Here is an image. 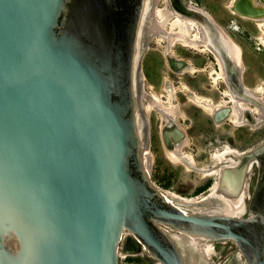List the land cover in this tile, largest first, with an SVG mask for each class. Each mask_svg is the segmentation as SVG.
<instances>
[{
  "label": "water",
  "instance_id": "95a60500",
  "mask_svg": "<svg viewBox=\"0 0 264 264\" xmlns=\"http://www.w3.org/2000/svg\"><path fill=\"white\" fill-rule=\"evenodd\" d=\"M148 10L0 0V264H120L123 239L188 264L176 233L233 241L243 264H264V142L227 155L235 163L201 200L212 211H184L151 178L139 98ZM236 10L257 12L249 0Z\"/></svg>",
  "mask_w": 264,
  "mask_h": 264
},
{
  "label": "rangeland",
  "instance_id": "374dc122",
  "mask_svg": "<svg viewBox=\"0 0 264 264\" xmlns=\"http://www.w3.org/2000/svg\"><path fill=\"white\" fill-rule=\"evenodd\" d=\"M191 1L195 6L208 11L223 27L225 32L241 46L243 50L241 59L243 60L244 68L240 75L242 82L253 93L251 96H254L253 98L246 97V104L254 109L256 107L259 108V112L252 113L254 121L239 125L226 119L218 123L213 120L207 111L193 104L194 102L191 103V100L189 101L184 93L180 91V87L183 84H193L198 93L209 94L219 99L220 91L217 87L225 91L229 89L228 82L221 80L215 84L210 81L205 71L183 75L174 73L168 66L163 54L166 44L159 41V37L153 38L148 43L146 65L144 67L147 78L144 81L145 83L143 82L142 89L145 92H150V87H152L154 92L161 95L166 93L164 90L165 77H169L174 81L182 110L187 115L181 121L186 135L189 137V142L183 147V151L187 155L193 156L198 168L212 169L218 164L217 159L214 157L216 152L223 151L227 147L242 152L255 148L264 142V92H256L259 86L264 87V44L259 39L263 32L258 20L244 18L231 11L229 5L232 0H183L186 4ZM165 5V0H157V7L163 8ZM172 48L180 55L193 58L199 67L210 68V65L215 67L214 62L208 60L207 54L204 52H198L193 49L190 56L189 50L181 44L172 46ZM155 58L159 61L156 67L155 65L153 66ZM142 63L143 61H141V65H143ZM142 67L140 78L141 71L143 73ZM235 93L237 95L236 91ZM142 102L144 103L145 101L142 100ZM142 114H145L143 109ZM150 116L151 125L150 128H146L145 148L150 152L149 169L153 182L162 191H166L177 198L194 199L190 203L176 199V202L182 207L192 211H206L207 207L201 200L208 196L211 190L210 187L214 184L218 175L206 176L198 168L188 169L184 164L172 162L165 151V142L160 127L162 124L160 115L157 111H153ZM256 177L257 169L253 172L250 180L251 190ZM124 243L125 241L121 244V251H123ZM126 245L129 252L126 255H121L120 264H160L147 249L136 252L137 250L134 249L129 250L128 245L130 243L128 241ZM214 248L216 253L211 255L210 263H208V259L203 254L202 247L197 248L198 257L201 258L204 264H243L245 262L240 254L238 245L233 241L214 242Z\"/></svg>",
  "mask_w": 264,
  "mask_h": 264
},
{
  "label": "bare ground",
  "instance_id": "6f19581e",
  "mask_svg": "<svg viewBox=\"0 0 264 264\" xmlns=\"http://www.w3.org/2000/svg\"><path fill=\"white\" fill-rule=\"evenodd\" d=\"M238 2H239V0H232L231 1L230 5H229L231 8V11L235 12L236 14H239L240 16H242L244 18H250V19L258 20L261 31L263 32V34L259 37V39L261 40L262 44H264V0H249L250 4L257 10V12L249 13V14L248 13H239L236 10V5L238 4ZM156 3H157V0H150V10H148L146 21H145V32H146V34H149V35H151V34L152 35L153 34L158 35L159 33H162L161 38L159 35V38H160L159 41L160 40H162V41L167 40V42H169V44L167 43L168 44V50L166 51L167 55L169 54L168 51L172 48L171 46H174L177 43H181L187 47L192 46L193 48H196V49L210 48L212 50V47L210 46V44L207 43V42H210L214 45L215 49L218 48L219 51H221L220 49L224 44L227 48V51H229V53L231 54L235 63L239 65V67H240L239 70L244 68L243 63H242V59H241L242 58V49H241L240 45L238 43H236L225 31H222L220 33L217 30H212L211 29L212 19L210 18V14H208L204 9L195 6L194 3H192V4L189 3L187 6L181 5L179 0H165L166 5L163 8L157 7ZM182 4H184V3H182ZM201 25H202V28H201ZM196 26H198V30H200V31L202 30V31L201 32L198 31L196 29ZM218 26H220V25H218ZM165 27L168 29L167 32L166 31L162 32V29H164ZM143 36H145V35H143ZM206 40H207V42H206ZM202 43H206V44H203V47H202ZM167 61H169V60H167ZM172 63H173V61L170 62L171 66H172ZM219 63H220L221 69L220 70H213L212 69V72H210L212 77H213L214 83L217 82L218 79L224 78L226 76L225 70H224L223 65H222V61L220 59V56H219ZM194 66H190L188 64L187 67H185V68L183 67V69H181V70L190 69L193 72L195 70ZM188 86H189L188 84H183L180 87V90H183L186 93H188L189 99L192 102L201 106L202 108H204L207 112H209L211 114H214L216 112V110L218 111V108H220L223 104L224 105L227 104V102H228V99H226V97H225V99L222 102L215 104V102H213L211 100V98L209 99V98L205 97V95L202 96L199 93L198 94L194 93V91L190 90L192 88H189ZM164 90L166 91L165 97H164V94L160 95V94H157L156 92H154V90H152V92L150 91L151 92L150 94H152V97H150V99L148 98L149 103H147V104L143 103V108L144 107L146 108V111L148 114H150L151 111L154 109L159 111V113L161 114V118L164 119V123H163V125H161L162 129H164V126L166 123H171V122L178 124L176 126L179 128L180 127V125L178 123L179 117L180 116L185 117V113L182 112V110L179 107V104H177L174 101V99L176 98L177 88L171 82V80H169V78H167V80H166ZM258 90L256 92L262 93V92H264V87L259 86ZM225 94H229L230 99L235 104L236 100L234 98V95L228 91H225ZM250 94H253V93L251 92ZM144 97H145V95H144ZM164 98H165V100H164ZM240 104H241V108L240 107L238 108V106H240ZM245 105L246 104L243 102V99H240V101H237L236 104L233 105V107H232L233 109L231 108L232 112L230 114H228L230 116L229 119H231L234 123L239 124V125L246 123L245 118H243L242 112L245 113V110H247L249 106L247 107ZM242 109L244 111H242ZM254 111L259 112V108L256 107L254 109ZM146 118H147V116H146ZM144 122L143 121H142V123L140 122L141 129L144 128V125H145ZM180 130H181V127H180V129H177V131L172 130L173 132L170 135H166L163 132V135L164 136L166 135L164 137V142H165V147H166L165 151H166L168 157L172 160V162L184 164L185 166H187L188 169L198 168L197 167L198 164L195 162L193 156H189L183 151V147L189 142V137L186 135V132H184L182 130V132L184 133V136H183L182 135L183 133L181 134L179 132ZM149 132H150V130H149ZM142 136H144V132H142ZM145 150H146V148H145ZM229 154H236L237 155V154H242V152L238 151L237 149L227 147L225 150L218 151L214 154V157L218 161V164L216 166H214V168H212V169L205 168V167L204 168H198L199 171L203 172V174L206 176L207 175H213V174L218 175V178L215 180L213 186L211 187L210 192L214 191L217 188V185L219 183V178H220L221 172L223 170V165L225 163L224 160L227 159L228 162H232L233 164L235 163L232 158H230V159L227 158V155H229ZM149 155H150V152L147 149L145 151V161H146L147 168L150 172V169H149L150 157H149ZM163 192L165 193V195L168 197V199L171 202H173L174 204H176L177 206H179L180 208H182L186 212L188 211V209L179 205L178 202H176V199H179V200H181L183 202H187V203H190L194 200V199H190V198H186V197L177 198L176 196H174V195H172L166 191H163ZM201 206H199V207H201ZM207 209H211V207L207 206ZM210 211H212V209ZM174 236L178 240L182 249L184 250L186 257H187V260H188V264H204L202 262L201 258L198 257V254H197V248L198 247H202V251L204 252L203 254H205L206 258L208 259V263L211 262V255L213 253H216V250L214 248V242H211V241L205 240V239H197L194 237L185 236V235L179 234V233L174 234ZM123 242H124V239H123ZM126 242H127V240H125L122 255H126V253L129 252L127 250ZM232 260H234V259H232Z\"/></svg>",
  "mask_w": 264,
  "mask_h": 264
},
{
  "label": "flooded vegetation",
  "instance_id": "af4514ba",
  "mask_svg": "<svg viewBox=\"0 0 264 264\" xmlns=\"http://www.w3.org/2000/svg\"><path fill=\"white\" fill-rule=\"evenodd\" d=\"M179 2H180V4L181 5H184V6H187L188 5V3L186 4V3H184L183 2V0H179ZM182 3H184V4H182ZM191 4L193 3L192 1L190 2ZM208 14H210L208 11H206ZM210 18L212 19V24H211V29L212 30H217V31H219L220 33L222 32V31H225L224 29H223V27L218 23V21L217 20H215L214 19V17L213 16H211V14H210ZM214 20V21H213ZM234 21V20H233ZM214 22V23H213ZM218 25H220V26H218ZM196 29L198 30V26H196ZM200 29V28H199ZM167 28L165 27L164 29H162V32H167ZM198 31H200V30H198ZM202 31V30H201ZM200 31V32H201ZM203 33V32H202ZM152 35V34H151ZM151 35H149V34H145V37H144V49H143V51H142V61H143V65H141V66H143L142 67V69H143V73L141 72V78L139 77V79L141 80H139V98H140V106H141V110L143 109L144 111H145V114H142L143 115V118H144V123H145V127L148 129V127L150 128V125H151V116H150V114H148L147 113V111H146V108L144 107L143 108V102H142V100L143 101H145L144 103L145 104H147V103H149V99H150V97H152V94H150L151 92H152V90H151V92H146L145 93V90L144 89H142V86H143V82L146 80V78H147V76H146V72L144 71V67H145V61H146V58H147V53H146V51H147V49H148V43L153 39V38H155V37H159V35H160V38H161V35H162V33H159L158 34V36H157V34H153L152 36ZM155 35V36H154ZM148 37V38H147ZM205 37V36H204ZM203 37V38H204ZM160 38H158V40L160 39ZM160 41H162V40H160ZM261 41V40H260ZM162 42H165V44H166V46H165V48H164V56H165V58H166V60H169V61H167V64H168V66L172 69V71L174 72V73H178V74H180L181 72V74L183 75V74H186V73H188V74H191V73H196L197 71H205L206 73H207V77L210 79V81L211 82H213L214 83V80H213V77H212V75H211V73L210 72H212V69L213 70H220L221 69V66H220V63H219V56H220V59H221V61H222V65H223V68H224V70H225V77L224 78H220V79H218V81L217 82H215V84L216 83H218L219 81H221V80H223V81H227L228 82V86H229V89H227V90H225V91H228V92H230L231 94H233L234 95V98H235V100H236V102L237 101H240V99H243V102L246 104L247 103V101H246V97H251V98H253L254 96L252 95L251 96V90H250V88L249 87H247L243 82H242V78H241V75H240V72H242V70L243 69H241V70H239V65L238 64H236L235 63V61L233 60V58H232V56H231V54L229 53V51H227V48H226V46L223 44V46L221 47V51H219L218 50V48H216L215 49V47H214V45L212 44V43H210V42H207V40H206V42L208 43V44H210V46L212 47V50L210 49V48H207V49H205V48H202V49H196V48H193L192 46H185V45H183V44H181V43H177V44H181L183 47H186L188 50H189V53H190V56H191V52H192V50L194 49V50H197L198 52L199 51H201V52H204V53H206L207 54V58H208V60H211V62H214V64H215V67L213 66H209L210 68H208V67H199V66H197V64L195 63L196 61L193 59V58H191V57H187V56H183V55H180V54H178L175 50H173V48H171L169 51H168V55L166 54V51L168 50V44H169V42H167V40H164V41H162ZM168 43V44H167ZM262 43V42H261ZM155 44V43H154ZM157 44V43H156ZM177 44H175L174 46H176ZM203 44H206V43H202V47H203ZM172 47V46H171ZM241 47V46H240ZM242 49V48H241ZM149 51V50H148ZM146 53V54H145ZM175 54V55H174ZM177 54V55H176ZM242 54H243V50H242ZM169 56V57H168ZM176 57V58H175ZM156 58H158V57H156ZM155 58V61H154V63H153V66L155 65V67L159 64V61H157V59ZM183 58V59H182ZM159 59V58H158ZM171 61H173V63H172V66L170 65V62ZM180 61V62H179ZM184 61V62H183ZM242 63H243V60H242ZM190 65V66H194L195 67V70L192 72V70H190V69H186V70H181V69H183V67L185 68V67H187V65ZM244 65V64H243ZM180 68V69H179ZM226 68V69H225ZM141 70V69H140ZM180 71V72H179ZM144 74V75H143ZM237 74H238V77H237ZM227 77V78H226ZM166 78V80H167V78H169V77H165ZM165 80V81H166ZM169 80H171L170 78H169ZM171 82L175 85V83H174V81L173 80H171ZM145 83V82H144ZM186 84H188V83H186ZM189 86V88H192V89H190L191 91H194V93H197L198 94V91L193 87V84H188ZM141 86V87H140ZM151 89H153L152 87H150ZM208 88V87H207ZM246 88V89H245ZM217 89H219V91H220V98L219 99H217L215 96H212V95H209V94H201V93H199L200 95H202V96H204L205 95V97H207V98H211V100L213 101V102H215V104H217V103H220V102H222L224 99H225V97H226V99H228V102H227V104H223L220 108H218V111L216 110V112L214 113V114H211V113H209V115H211V117L213 118V120L214 121H216V122H218V123H220V122H222V121H224V120H226V119H229L230 118V116L228 115V114H230L231 112H232V107H233V105H235L236 104V102H235V104H234V102H232V100L230 99V95L229 94H225V91H223V90H221L220 88H218L217 87ZM180 91H182L183 93H184V95L186 96V98L190 101V99H189V95H188V93H186L185 91H183V90H180ZM235 91L237 92V96H236V93H235ZM149 93V94H148ZM188 96H187V95ZM144 95H145V97H144ZM165 95L166 94H164V97H165ZM229 96V97H228ZM149 98V99H148ZM248 98V99H249ZM164 100H165V98H164ZM174 101L177 103V104H179V107H180V109L182 110V107H181V103H180V101H179V99H178V91H177V93H176V98L174 99ZM191 103H193L192 101H190ZM144 104V105H145ZM193 104H195V103H193ZM233 104V105H232ZM196 106H198V107H200V108H202L201 106H199V105H197V104H195ZM245 106H249V105H245ZM241 108V104H240V106H238V108ZM232 108V109H231ZM202 109H204V108H202ZM244 109V108H243ZM242 109V111H244ZM205 110V109H204ZM231 110V111H230ZM252 110V111H251ZM153 111H157L156 109H154V110H152L151 112H153ZM206 111V110H205ZM182 112L183 113H185L183 110H182ZM226 112V113H225ZM157 113L160 115V118H161V114L159 113V111H157ZM243 114V118H245V122H247V123H252L253 121H254V119H253V117H252V113H257V112H255L254 111V108L253 107H251V106H249L248 107V109L247 110H245V113L244 112H242ZM149 115V116H148ZM214 115V116H213ZM146 116H147V118H146ZM185 117H187V115H186V113H185ZM185 117H182V116H180L179 117V121H178V123H179V125H180V127H181V130L179 131L181 134L183 133L182 132V130L185 132V129H184V127L183 126H181V121H182V118H185ZM217 118V119H216ZM161 120H163L162 121V124L161 125H163V123H164V119L163 118H161ZM230 121H232L231 119H229ZM233 122V121H232ZM166 123V122H165ZM170 124V125H169ZM244 124V123H243ZM176 125H178V124H175V123H173V122H171V123H166L165 124V126H164V129H162V127H161V129H162V136H163V138L166 136V135H170L173 131L172 130H175V131H177V129H180V127L178 128ZM163 132L166 134L165 136L163 135ZM183 136H184V133L182 134ZM182 138V137H181ZM164 140V139H163ZM242 152H244V151H242ZM213 186V185H212ZM211 186V187H212ZM210 187V188H211ZM210 193V192H209Z\"/></svg>",
  "mask_w": 264,
  "mask_h": 264
}]
</instances>
